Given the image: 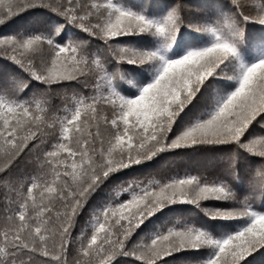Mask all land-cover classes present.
Returning <instances> with one entry per match:
<instances>
[{
    "label": "snow or ice",
    "instance_id": "snow-or-ice-1",
    "mask_svg": "<svg viewBox=\"0 0 264 264\" xmlns=\"http://www.w3.org/2000/svg\"><path fill=\"white\" fill-rule=\"evenodd\" d=\"M13 16L0 264H264V0H0ZM166 157L192 164L147 172Z\"/></svg>",
    "mask_w": 264,
    "mask_h": 264
},
{
    "label": "trees",
    "instance_id": "trees-1",
    "mask_svg": "<svg viewBox=\"0 0 264 264\" xmlns=\"http://www.w3.org/2000/svg\"><path fill=\"white\" fill-rule=\"evenodd\" d=\"M203 0H187L188 8L191 13H195L199 10ZM23 15V14H18ZM28 18V17H25ZM20 23L16 19V16L10 17L4 21L3 24H0V34H12L16 25ZM259 129V126H257ZM264 130V129H260ZM192 164L191 161H188L187 158L184 157H166L161 160L159 165L148 169L147 172H151L157 179L161 176H167L174 172L183 171L186 166H190ZM147 174V173H144ZM123 176L130 175L129 172H125L122 174ZM130 178V177H129ZM261 203L260 200H257V207ZM204 206L206 207H215V206H223V202H204ZM255 258L256 260H260L261 256L258 253H253L252 256L247 259L251 260Z\"/></svg>",
    "mask_w": 264,
    "mask_h": 264
}]
</instances>
